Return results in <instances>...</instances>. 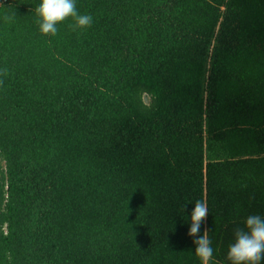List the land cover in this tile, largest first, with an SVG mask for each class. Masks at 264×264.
<instances>
[{
	"label": "trees",
	"instance_id": "16d2710c",
	"mask_svg": "<svg viewBox=\"0 0 264 264\" xmlns=\"http://www.w3.org/2000/svg\"><path fill=\"white\" fill-rule=\"evenodd\" d=\"M39 3L0 0V264H200L197 200L228 264L264 216V0H76L55 36Z\"/></svg>",
	"mask_w": 264,
	"mask_h": 264
},
{
	"label": "clouds",
	"instance_id": "9594fccd",
	"mask_svg": "<svg viewBox=\"0 0 264 264\" xmlns=\"http://www.w3.org/2000/svg\"><path fill=\"white\" fill-rule=\"evenodd\" d=\"M35 12L39 18L38 30L46 36H55L58 23L69 17L75 20L74 29L90 27L93 21L91 15L79 14L76 0H40ZM5 19L11 21L12 17ZM208 214L207 203L197 200L190 214L182 217L189 224L187 236L192 239L200 264H210L214 254L208 230L201 232ZM233 235V242L226 254L228 264H264V216L249 215L244 220V227L235 229Z\"/></svg>",
	"mask_w": 264,
	"mask_h": 264
}]
</instances>
